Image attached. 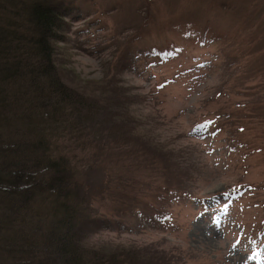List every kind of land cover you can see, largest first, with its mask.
Here are the masks:
<instances>
[{
    "label": "rangeland",
    "instance_id": "obj_1",
    "mask_svg": "<svg viewBox=\"0 0 264 264\" xmlns=\"http://www.w3.org/2000/svg\"><path fill=\"white\" fill-rule=\"evenodd\" d=\"M64 1L57 60L131 118L115 119L129 132L105 165L120 193L94 202L116 229L84 246L135 264H264V0Z\"/></svg>",
    "mask_w": 264,
    "mask_h": 264
},
{
    "label": "trees",
    "instance_id": "obj_2",
    "mask_svg": "<svg viewBox=\"0 0 264 264\" xmlns=\"http://www.w3.org/2000/svg\"><path fill=\"white\" fill-rule=\"evenodd\" d=\"M72 12L64 0H0V264L136 263L82 243L93 229H116L94 202L120 193L123 175L105 165L131 118L121 98L71 84L57 60ZM92 143L93 156L76 154Z\"/></svg>",
    "mask_w": 264,
    "mask_h": 264
}]
</instances>
